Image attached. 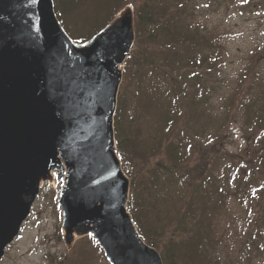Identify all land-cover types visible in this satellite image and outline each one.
<instances>
[{
  "label": "water",
  "instance_id": "95a60500",
  "mask_svg": "<svg viewBox=\"0 0 264 264\" xmlns=\"http://www.w3.org/2000/svg\"><path fill=\"white\" fill-rule=\"evenodd\" d=\"M134 38L130 4L75 42L52 0H0V260L41 186L57 180L67 248L91 235L109 264H162L127 210L130 180L114 139Z\"/></svg>",
  "mask_w": 264,
  "mask_h": 264
},
{
  "label": "rangeland",
  "instance_id": "374dc122",
  "mask_svg": "<svg viewBox=\"0 0 264 264\" xmlns=\"http://www.w3.org/2000/svg\"><path fill=\"white\" fill-rule=\"evenodd\" d=\"M147 3L127 0L112 17L131 4L136 18V11ZM179 7L180 23L192 33L197 29L199 37L208 38L213 45L203 50L209 55V74L202 71L194 74L192 61L185 60L187 56L199 57L201 48L179 45L175 54L169 55L179 64L176 72L189 84L200 74L207 77L206 81L205 78L200 81L205 84L196 96L198 104L191 107V113L181 110L184 118L171 138L183 156L180 170L200 158L214 160L212 172L226 196V204L217 218L219 224L210 225L214 260L220 264H264V162L248 164L244 157V151L264 154V125L258 126L254 118L257 113L264 115V0H179ZM170 63L167 71L172 67ZM132 87L128 84L126 96L130 97ZM157 118L154 112H149L132 119V128L141 140L147 138L148 147L155 141ZM162 155L165 156L164 151H154L148 159L155 161ZM148 165V162L123 164V170L126 174L130 168L135 173L144 172ZM180 170L179 175L185 174ZM136 182L139 186L146 180L139 176ZM59 186L58 181L41 186L29 216L15 240L6 247L0 264H55L59 260L63 264H109L99 246L92 244L90 235L79 238L70 248L65 246L61 236L62 215L57 205ZM167 202L168 206L171 204L168 217L178 212L174 208L184 206L181 198L175 196ZM157 207L162 208L160 204ZM164 237L165 233L157 240Z\"/></svg>",
  "mask_w": 264,
  "mask_h": 264
},
{
  "label": "trees",
  "instance_id": "16d2710c",
  "mask_svg": "<svg viewBox=\"0 0 264 264\" xmlns=\"http://www.w3.org/2000/svg\"><path fill=\"white\" fill-rule=\"evenodd\" d=\"M126 1L53 0V4L65 30L73 39L81 42L105 25L117 7ZM168 1L150 0L136 11L134 48L124 62L123 79L117 96L113 124L117 153L124 165L149 163L144 167V172L135 173L132 168L128 169L130 192L127 209L142 239L159 250L163 264H220L212 255L210 225L219 224L217 218L226 204V196L215 181L212 172L214 160L200 158L185 170H180L184 163L183 156L177 151L179 145L171 140L178 122L184 118L181 110L191 113V107L199 102L196 96L203 89L200 86L205 84L200 81L204 78L206 81L207 77L200 74L197 80L189 84L185 77L176 72L179 64L172 61L169 55L175 54L174 49L179 45L201 48L199 57L187 56L185 60L186 63L192 61L190 67L194 74L195 71L209 74V55L203 50L213 45L208 38L199 37L197 29L192 33L187 25L180 23L182 10L179 0L157 5ZM170 62L172 67L167 71ZM128 84L133 85L130 97L126 96ZM149 112L158 116L159 123V128H154L155 141L150 147L147 138L141 140L138 132L132 128L135 116L141 117ZM254 118L258 126L264 125V115L257 113ZM154 151H164L165 156L162 155L156 162L149 161L148 156ZM244 152L248 164L264 162L263 151ZM179 170L185 174L179 175ZM139 176H144L146 182L138 186L136 181ZM150 190L155 194L151 195ZM183 190L187 191V195ZM234 194L237 195L236 192ZM174 196L181 198L184 206L174 208L178 212L168 217L171 204L168 206L167 201ZM158 204L162 208H158ZM156 208L158 211H155ZM164 233L165 237L158 241L157 238Z\"/></svg>",
  "mask_w": 264,
  "mask_h": 264
}]
</instances>
